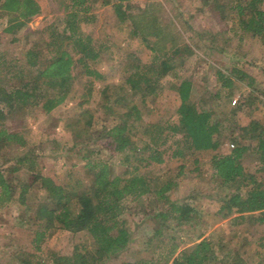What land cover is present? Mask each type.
<instances>
[{
    "label": "trees",
    "instance_id": "16d2710c",
    "mask_svg": "<svg viewBox=\"0 0 264 264\" xmlns=\"http://www.w3.org/2000/svg\"><path fill=\"white\" fill-rule=\"evenodd\" d=\"M130 1L102 3L111 7L119 27L131 25L132 38H155L150 49L156 54L149 63L133 52L119 54L110 35L86 31V26L97 21L91 0H63L62 12L35 29L27 25L41 13L39 0H0V149L1 144L8 146L0 155V213L1 209L10 213L13 226L28 232L30 244V250L15 253L17 260L22 264H94L78 247L70 255L47 249L49 235L57 230L91 239L97 261L125 251L132 235L123 215L130 203L139 204L146 197L142 211L154 225L148 242L161 239L173 228L176 237L167 236L172 244L161 256L120 264H264V119L255 116L257 105H264V68L258 75L244 68L253 61L245 60L241 50L238 58L231 56L223 67L207 61L211 73L204 70L200 82L182 78L168 86L176 93L174 118H149L163 90L160 79L172 70L170 61L175 55L184 60L193 51L187 45H174L168 21L130 15ZM222 6L232 33H249L263 41L264 0H223ZM183 24L189 29L188 23ZM24 33L29 40H23ZM206 33L216 50L228 53L230 33ZM157 39L170 40L174 46L162 52ZM16 43L20 52L11 58L4 46ZM100 60L108 64L118 60L123 66L112 79L91 64ZM108 79L112 84L104 85ZM95 83L103 85L94 98L100 110L93 113L83 108L79 116L71 117L67 142L53 139V149L61 154H51L56 169L46 174L44 150L40 144L27 143L30 126L22 123L18 129H9L2 121L23 115L28 108L42 111L49 119L73 88L79 106H85ZM116 90L138 94L141 103L129 99L121 104ZM99 119L106 122L98 124ZM81 120L84 127L78 130ZM205 153L208 158L202 159ZM113 155L122 160L124 172L112 174L108 160ZM58 156L65 160L60 167ZM175 159L181 163L174 177L161 181L160 175L151 178L142 172ZM187 161L193 172L207 169L214 190L217 185L233 186L227 193L216 192L215 198L209 195L218 204L211 222L195 210L207 194L171 198ZM246 164L256 165L254 171L248 172ZM59 168L65 169L57 173ZM82 170L86 180L75 175ZM24 174L35 176L30 181ZM217 223L229 240L208 234Z\"/></svg>",
    "mask_w": 264,
    "mask_h": 264
},
{
    "label": "rangeland",
    "instance_id": "374dc122",
    "mask_svg": "<svg viewBox=\"0 0 264 264\" xmlns=\"http://www.w3.org/2000/svg\"><path fill=\"white\" fill-rule=\"evenodd\" d=\"M39 2L41 5V13L34 16L32 21L28 23L27 27L30 29L37 28L44 19H50L53 15L61 13L63 9V0H39ZM222 2L223 0H132L127 5V12L134 17H140L142 15L144 17L152 18L153 16H157L159 20L168 21L171 32L170 34L175 41L174 45L177 43L179 48H184V46L187 45L193 51V54L184 60L178 59L175 55L170 61L173 66L172 70L160 79V84L162 85L163 90L160 92V96L157 98L149 118H155L157 116H161L162 119L174 118L177 106L175 98L176 93L173 88H169L168 86L176 85V83L182 78L190 79L192 82H200L201 80L199 77L206 75L204 70H207L208 74L211 73V70L206 63L207 61L216 66L223 67L224 64L230 62L231 56H233V58H238L240 56L239 50H241V53L246 54V57L244 58L245 60L253 61L252 63H249V65H245L244 68H247L249 71L257 75L260 73V70L264 68V39L262 38V41L260 38L253 37L249 33H241L237 35L232 33L231 29H228L224 18ZM91 4L93 6L92 11L97 15V21L86 26V31L94 36H111V42L114 44V49L118 51L119 54L133 52L141 59V61H143V63H149L152 61L156 54L150 49V46L154 45V37L151 36L148 37L147 40H144L141 35H138L137 37L132 38L129 33L131 25H120L119 27L117 23L118 21L112 13L110 6L103 4L102 0H91ZM179 16H181V18ZM1 21H3V17L0 18V22ZM183 22L189 24V29H185L186 26ZM177 29L181 31L183 40L177 35ZM207 30L220 33H230L232 38L227 44V54L220 53L213 47L211 40L207 36ZM24 34L23 40H29L28 35H26V33ZM157 42L162 52H169L172 46H174L173 42L170 40L161 42L160 39H157ZM19 47L20 43L4 46V48H7L8 56L11 58L19 55ZM91 64L99 71L108 73L109 77L112 79L117 72H120L123 66V63L118 60L111 64L103 62L102 60L91 62ZM1 76L2 72L0 69V80ZM110 80L111 79H108L104 85L112 84V81ZM102 86L103 85H100V83H95L93 86L94 88L91 91L90 102L81 107L79 106V96L75 95L76 90L74 91L73 88L68 100L63 105L59 106L56 114L49 119L46 118L42 111L38 109L31 110L28 108L23 115H17L2 122L9 129H13L14 127L18 129V126L22 123H26L30 126V129L27 132V143L29 145L40 144L41 148L44 150L43 152H45L43 162L47 166V171L45 170L44 172L51 175L56 169L55 165L54 167L52 166L53 160H51V154L55 153L54 156L61 154L59 151L53 149V139L59 140L63 143L67 142L70 138L71 132L66 128V125L71 122V117L79 116L81 112L80 109L85 108L93 113L100 110V105H95L94 101L96 100H94V98H98L99 92L97 90H101ZM114 92H116L118 94L117 96L121 98V104L124 102L127 103V101L131 100L136 104L141 103L138 94H129L127 90H116ZM239 92H243V88H240ZM206 95L209 97L207 93ZM237 96L238 91L232 99V105L234 104L233 101L237 100ZM255 116L261 118V120L264 119V105L262 103L259 108L257 105ZM240 117L243 121L247 120L244 114H240ZM103 122L106 121L98 120V124H102ZM82 127H84V123L81 120L76 128L79 130ZM7 147V144H1L0 155L7 151ZM208 155L209 153H205V157H202V159L208 158ZM62 158L63 157L58 156V160H61ZM63 161L65 160L59 161V167L62 165L61 163ZM108 162L111 166L112 174H119L125 171L124 165L121 164L122 160H120V157L113 155L109 158ZM180 163L181 160L175 159L160 167L153 166L144 169L142 172L143 174L151 176V178L160 175L162 179L159 180L163 181L168 177L175 176L176 167ZM190 163L191 162L189 161L185 162L184 173L178 177L179 188L172 193L171 198L175 200L176 198L189 195L192 192H195V194H207L208 197L200 198L201 207H197L195 210L197 213H200L201 217L206 221L211 222V214L215 211L218 204L216 200L210 199L209 195L212 198H215L216 192L221 194L227 193L233 186L222 185L223 187H221L220 185H217L215 191L212 188L211 180L209 181L207 169L193 172L190 170ZM66 164L69 167L70 163L68 161H66ZM255 166L256 165L254 164H246L245 168L248 172H252L254 171ZM64 169L65 168H59L57 173H61V171L63 172ZM83 172V170L81 173L75 171V175H79V177H83L86 180L87 176ZM155 172H157V175ZM34 176L24 174V178L30 181ZM147 200L146 197H143V199H139V204L130 203L128 205L127 212H125L123 217L126 221V227L132 235L130 246L127 250L119 252L108 259H103L101 261L94 259L92 255L93 246L91 239L82 233L72 234L63 230L54 231L49 235L46 247L47 249L54 250L61 255H70L74 248L78 247L79 250L88 253L89 259L94 264H120L122 262H133L136 259L146 260L152 258V256H161V254L165 253L172 244V241L167 236L172 234L176 237V228H173L172 231L167 230L164 234L165 236H161V239L155 238L151 242H148L151 238V229L154 225L149 221L147 218L148 216L142 211V208L147 204ZM172 225L175 226L174 223H172ZM208 234L212 235L214 238L220 236L229 240V235L219 223L214 225ZM231 245H233L231 247H234V242H232ZM254 245L255 246L252 248L257 247L256 244ZM248 248L252 249L250 247ZM20 250H30L28 232L15 228L11 221L10 213L5 209H1L0 264H22L17 260L15 255V253L20 252Z\"/></svg>",
    "mask_w": 264,
    "mask_h": 264
},
{
    "label": "built area",
    "instance_id": "2783aa9c",
    "mask_svg": "<svg viewBox=\"0 0 264 264\" xmlns=\"http://www.w3.org/2000/svg\"><path fill=\"white\" fill-rule=\"evenodd\" d=\"M235 102V100L233 101V103Z\"/></svg>",
    "mask_w": 264,
    "mask_h": 264
}]
</instances>
